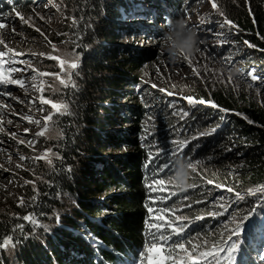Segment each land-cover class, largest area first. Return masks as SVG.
I'll return each mask as SVG.
<instances>
[{
    "label": "trees",
    "instance_id": "obj_1",
    "mask_svg": "<svg viewBox=\"0 0 264 264\" xmlns=\"http://www.w3.org/2000/svg\"><path fill=\"white\" fill-rule=\"evenodd\" d=\"M56 1L64 8L65 16L58 33L62 42L56 33L52 40L79 55L78 75L73 77L76 86L69 87V91L65 88L70 114L58 120L56 150L46 142L60 158L53 156L51 165L38 169L36 193L31 185L22 188L25 207L13 198L0 208V237L7 234L17 238L11 246L12 260L7 247L0 248V264H129L138 260L150 239V214L145 205L157 208L166 203L153 199L166 196L156 185L150 192L145 178L154 171L158 179L166 178L165 173L158 172V166L166 163L172 153L167 146L190 137L196 138L186 145L187 155L193 161H205L209 180L234 189L226 204L228 212L213 218L203 211L213 210L209 199L200 197L202 185L192 175L189 182L196 187L177 197L169 195V206L189 193L191 217L202 215L200 220L187 222L186 237L213 233L219 222H229L237 212L243 216L255 208L243 221L241 230H251H244L238 237L243 244L236 253V264H257L254 256L264 252V194L236 203L235 192L264 184V107L249 105L244 96L239 99L214 91L211 100L218 108H212L209 100L193 104L187 108L190 115L177 122L171 108L156 102L149 106L152 101L144 98L147 90L142 88L140 69L155 55L124 40L128 31L141 24L129 25L126 21L137 8L146 10L148 2L158 5L140 14L152 23H161L172 10H180L183 0L164 4L158 0ZM6 3L14 9H29L30 0H0V13L5 14ZM224 7V17L236 25L227 32L232 41L227 48L244 63L245 74L257 77L255 81L250 79L253 89L264 97V0H228ZM72 18L79 21L75 27ZM245 41L255 47H248ZM164 98L185 106L183 99L175 102L176 98L164 92L153 96L154 100ZM219 108L229 111L221 112ZM153 110L157 118H152ZM235 113L246 115L254 123H247ZM148 124L154 128L151 133ZM212 129V134L200 135ZM209 187L212 192H225L222 187ZM36 194V202L31 203L30 198ZM216 211L223 209L218 206ZM30 212L43 214L39 218L49 230L33 229L20 219ZM256 216L257 223L252 224ZM19 223L25 224L23 233L14 231ZM213 238L218 237L209 236V243Z\"/></svg>",
    "mask_w": 264,
    "mask_h": 264
},
{
    "label": "rangeland",
    "instance_id": "obj_2",
    "mask_svg": "<svg viewBox=\"0 0 264 264\" xmlns=\"http://www.w3.org/2000/svg\"><path fill=\"white\" fill-rule=\"evenodd\" d=\"M158 1L159 3L164 4L171 0ZM31 2L32 1L30 0L29 9L26 7V9H14L13 5L6 3L5 14L0 13V16L6 18L7 27L6 29L0 30V32L4 33V39L9 47L25 54L17 59L31 61L39 71L59 73L60 69L58 67V61L47 59V54L61 55V57H63L64 54L69 53L62 48V43L61 45L55 44L62 42V38L58 36V33L61 30L64 21V8L58 3L59 1L56 0H37L36 2L34 0V4H31ZM215 2L218 4L220 12H223V9L225 8L224 3H227L228 0H215ZM156 7H158V5L156 6L151 2L147 3L146 10L136 7L137 9L134 11L135 14L126 17V21L129 25L137 22L141 24L136 26L134 31H128L126 35H124L125 41L134 43V45L137 44L138 47L141 46L155 55L152 60L147 62L144 67L140 69V73L142 74V88L144 87L146 88L145 90H147L144 93V98L148 101H152L151 103H148L149 106H152L154 102H156V105L161 103L163 106H168L172 109V115L177 119V122H180V120L186 117H182L181 113H188L187 108L193 105L188 103L189 97L193 98V100H200L202 98H200L198 94H201L205 96L202 100L212 101L210 93L214 91H224L236 98L239 97V99L244 96V101L246 100L249 105L262 104V107H264V97L258 93L257 90L253 89L251 75L242 76V74H245L243 69L244 63L232 54L233 50L227 48V46L232 43L227 34L230 26H226L223 29L219 26L225 17L212 9L210 0H183L180 10L175 12L172 10L169 15L164 16L165 19L162 17L163 21L161 23H159V21H157V23H152L148 16L140 14L141 11L150 12L148 9L152 10ZM17 11L26 18L32 17V25L29 26L23 24L20 18L16 15ZM173 12L174 15L171 16ZM40 17H44V19H40ZM178 17L187 19L189 25L198 26L194 28V30L197 32L198 37L202 42L198 45L199 51L193 56H190V61L185 60L182 56L175 61L170 60L167 52L163 49L161 44V38L167 30L168 22ZM201 18H205L206 21L203 25H199ZM155 26H157L159 30H156ZM36 28H39L44 35H41V32H37L35 30ZM54 33H56V38H60L59 42H54L52 40ZM220 33H223V36L218 39L217 36ZM45 36L47 37V40H45ZM144 38H146V40H144ZM48 41L55 44L60 51L58 53L53 52ZM133 48L136 51V47L133 46ZM0 50H3V45H0ZM39 53H45L46 55L40 56ZM17 66L23 67V65L20 64ZM194 69H197L198 71L194 72ZM249 73L250 72H247L246 74ZM16 75L30 77L32 73L29 70L23 73H17ZM42 79L46 82V90L42 95L46 98L55 95L57 97H63L66 100L68 92L65 91L66 89L63 88V86L59 85V81L55 80L52 75L45 76ZM48 84L54 85L59 88L60 91L53 93L52 89L47 87ZM250 84L252 85L251 87L249 86ZM152 85H156V87L153 88ZM6 89L11 93V96L18 97L19 99L14 100L7 95L0 96V102L11 105L5 114L4 123V127L8 134H0V165L3 166L0 168V208L5 206L8 200H12L13 198H17L16 203H18L23 196V194H21L23 192L22 188L27 187V185L34 187V182L38 179V169H45V167L50 164H48L45 159L33 160L32 157L40 156L46 151V149H48L46 142L54 146L56 150V141L59 137L57 124L46 133L45 136L36 137L35 133L41 129L43 121L41 126H37L20 118L23 115L31 114L34 118L42 119L43 116L52 111L50 105H40L38 100L35 101V106L32 107V101H34L35 97L39 95L38 93L29 92L26 94L22 89L15 85H8L6 86ZM160 89H164L165 91L163 92L165 94L172 93L170 96L176 98L175 102H179L180 99H183L185 101V106L183 103L178 104L167 101L166 98L162 100H154L153 96L160 93ZM3 90L4 89L0 87V91ZM69 90L70 89H68V91ZM41 107L48 111H37V109ZM13 113H16V115ZM151 114L153 115L152 118H157L158 116L156 110H153ZM189 115L190 113H188L187 116ZM59 118L60 115L54 116V120L56 121H58ZM7 120H12L13 123L10 125L7 124ZM122 126L124 125L122 124ZM147 126L149 132H153L154 128L152 125L148 124ZM26 128L29 129L27 133L24 131ZM12 132L17 133L18 138H23L26 141L34 139V145L29 147L26 144H17L11 137ZM192 138L193 137L188 138V141L192 140ZM170 144L167 146V150L173 151L174 149L172 148L174 146ZM18 153L25 155L28 159L20 161ZM9 157H11L10 162ZM50 158L52 159L53 156ZM204 162L205 161L199 165V174L191 175L195 177L197 181L199 180L200 185H202L200 189L202 191L200 197L203 200L209 199V205L212 207L211 210L216 211L221 203L226 205L229 202V192L227 191L229 186L225 187L222 185L221 189L225 190L224 193H220L221 191L219 193L212 192L213 190L209 185L214 187L217 183L213 182L208 185L206 182L211 179V177L208 174L209 172L207 173V170H205L206 167ZM18 163H22L23 167L16 168V164ZM5 169H7V171H5ZM201 175L202 177L200 178ZM32 178L34 179L33 183L25 184L26 180L30 181ZM160 190L166 196L164 202L169 203L170 200L168 199V196L171 189L160 188ZM188 190L190 191L191 188ZM191 193L193 194V192ZM186 196L188 197L187 200H179L173 205V207L180 204V211L177 215H184L187 216L189 220L192 218V220H194L195 217H191L190 214L191 208L185 206L190 205L192 198L189 197V193H187ZM221 197L224 199L221 200ZM60 203L62 204L61 200ZM203 211L208 212L206 210ZM213 218L217 217L213 216ZM258 218L259 216H256L252 224L257 223ZM187 222L188 221H185V223ZM225 223L229 222H219V225L211 231L215 234L223 233V225ZM244 230H251V228L248 229L246 227L241 230L240 234H242ZM206 233L210 232L208 231ZM197 235H199V233ZM199 236L205 237V233H200ZM233 239L238 240L241 247L243 244L241 241L242 239L238 237H234ZM240 249L241 248H239V250ZM6 252L8 257L12 260L14 256L13 248L11 246L7 247ZM159 254L160 253L156 250H153L149 255H151L154 262ZM254 258L257 264H264V252L258 256H254Z\"/></svg>",
    "mask_w": 264,
    "mask_h": 264
},
{
    "label": "snow or ice",
    "instance_id": "obj_3",
    "mask_svg": "<svg viewBox=\"0 0 264 264\" xmlns=\"http://www.w3.org/2000/svg\"><path fill=\"white\" fill-rule=\"evenodd\" d=\"M212 9L219 12L221 16H223V12H220L218 4L215 0H210ZM55 6V5H54ZM59 10V9H58ZM16 15L20 18L23 24L32 25V17H24L20 14L19 11L16 12ZM40 19H44V17H40ZM205 18H201L199 21V25H203L205 23ZM73 26L75 27L76 24L79 23L78 20L72 18ZM222 29L226 26H230L231 28H235L236 25L229 19L225 18L223 22L219 25ZM7 22L6 18L0 16V30L6 29ZM198 26L194 25H186L188 29H194ZM37 32H41L39 28L35 29ZM41 35L44 33L41 32ZM223 36V33L218 34L217 38L219 39ZM226 38V37H225ZM45 40L47 37L45 36ZM51 45L53 52H59L60 50L55 44H52L51 41H48ZM245 44L248 47H255L254 45L250 44L248 41H245ZM0 45H3V50H0V87L4 90L0 91V96H10L14 100H18V97L11 96V93L7 91L6 86L8 85H15L22 89L26 94L29 92L38 93L35 97V100L32 101V107L35 106V101L38 100L40 105H50L52 111L49 114L45 115L41 118H34L33 115H23L20 118L22 120L27 121L30 124H35L37 126L42 127L39 131L35 133L36 137H43L48 133L53 127L56 126L58 121L54 120V116L66 115L70 114L69 112V105L68 102L63 97H57L53 95L52 97L46 98L42 93L46 90L45 85L46 82L42 79L45 76L52 75L55 80L59 81V85L63 86V88L75 87V80L73 79L74 76L78 75L76 71L79 66L80 57L78 54L75 53H66L63 57L61 55H52L47 54V59L58 61V67L60 69L59 73H49L46 71H39L31 61L26 60H19L17 59L20 56L25 55L24 53L15 51L13 48L9 47L4 39V33L0 32ZM35 55V54H34ZM40 56H45V53H39ZM181 56L190 61V56ZM23 65V67H18L17 65ZM31 71L32 75L30 77L24 76H17V73H23L26 71ZM194 72L198 71L197 69L193 70ZM244 75H251V79L255 81L257 77L254 74H242ZM252 86L251 84L249 85ZM48 88H51L53 93L59 92L60 89L55 87L54 85L48 84ZM153 88L156 85H152ZM161 92L165 91L164 89H160ZM172 95V93H169ZM189 104H205V100H193V98H188ZM207 103L212 108H218V105L212 101H207ZM11 107V105L0 102V134H8L6 128L4 127L5 123V114L7 110ZM39 112H46L47 109L41 107L37 109ZM221 112H228L229 110L219 108ZM16 115V113H13ZM237 116H242L243 119L247 120V123L253 124L254 122L249 119L246 115L241 113H235ZM187 112L181 113V116H187ZM12 120H7V124H12ZM27 133L29 129H24ZM215 132V129L210 130L209 132L200 133V135H210ZM11 137L13 140L16 141L17 144H26L29 147H32L35 143V140H25L23 138H18V134L15 132L11 133ZM196 137H193L195 139ZM189 143L187 139L184 140H174L173 144L175 146L174 150L172 151L168 161L164 163L162 166H158L159 173H165L166 178L158 179L157 172H153L151 176L145 178L146 187L149 191H153V185H156L158 188H168L171 189L169 195L170 197H176L180 193H184L190 188L196 187L195 184H190V187L187 188L185 191H177L175 186L170 183L169 177L173 176L176 170L177 160H184L188 163L189 168L191 169L192 174H199V165L202 163L201 161H193L187 153L184 151L186 145ZM157 157L159 156V152H156ZM19 160L24 161L28 159L23 154H19ZM51 156L59 159V155L53 152L52 148L46 149L44 153L40 156L32 157L33 160L38 159H45L50 165L52 164ZM11 161V157H9V162ZM3 166L0 165V168ZM23 164L18 163L16 164V168H22ZM7 171V169H5ZM191 179V177H190ZM208 184H212V180L206 181ZM33 183L32 181H25V184ZM216 188H221L222 185L217 183L215 184ZM34 193H36L35 186L33 187ZM229 193L234 191L233 188H227ZM264 194V184L259 185L258 187H250L245 191H236L235 192V202L239 203L244 201L246 197H256L257 194ZM37 196L33 195L30 198L31 203H35L37 200ZM157 202L163 203L165 201V197L157 195L153 198ZM184 200H187L188 197H183ZM224 198L221 197V200ZM21 207L26 206V201L21 198L19 201ZM147 208V212L150 214V219L147 222V229L148 235L150 239L145 243L143 250L139 253V260L140 264H236V253L239 251L240 243L238 240H234L233 237H239L241 233V227L243 221L248 220L249 217L255 212V208L249 210L246 215L241 216L238 212L232 215L231 220L229 223H225L223 225L224 232L215 234V233H208L205 234V237H200L199 235L195 237H186L185 229L188 227L189 218L184 215H177L180 211V204H177L175 207L169 206L168 203H163L162 207L154 208L153 206L145 205ZM190 207L191 205H185ZM223 211H209L207 215L209 216H224L226 212H228V206L221 203L219 205ZM43 214H36L34 212H30L28 214L23 215L20 219L24 222H27L32 225L33 229L43 228L45 231H48V225L43 224L41 219L39 218ZM165 216L168 218L165 219ZM237 217H239V222L237 221ZM56 222L59 224L60 218L59 215H56ZM202 215H196L195 220L202 219ZM229 224H232L233 227H229ZM25 224L19 223L15 226L14 231H18L23 233ZM219 237L213 238L211 243H209L208 237ZM176 237V239H173ZM15 235H5L0 237V248H6L9 246H13L16 242ZM153 250H156L160 253L157 259L153 262L151 255H149Z\"/></svg>",
    "mask_w": 264,
    "mask_h": 264
},
{
    "label": "clouds",
    "instance_id": "obj_4",
    "mask_svg": "<svg viewBox=\"0 0 264 264\" xmlns=\"http://www.w3.org/2000/svg\"><path fill=\"white\" fill-rule=\"evenodd\" d=\"M189 21L185 18H176L168 22L167 30L161 38L163 49L167 52L168 58L175 61L183 56H193L199 51L200 41L194 29L186 28ZM191 169L184 160H177L176 170L173 176L169 177L170 183L177 191H185L190 187Z\"/></svg>",
    "mask_w": 264,
    "mask_h": 264
},
{
    "label": "bare ground",
    "instance_id": "obj_5",
    "mask_svg": "<svg viewBox=\"0 0 264 264\" xmlns=\"http://www.w3.org/2000/svg\"><path fill=\"white\" fill-rule=\"evenodd\" d=\"M177 1V0H176ZM149 11H151V9L149 10ZM67 132V131H66Z\"/></svg>",
    "mask_w": 264,
    "mask_h": 264
}]
</instances>
